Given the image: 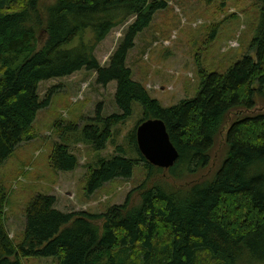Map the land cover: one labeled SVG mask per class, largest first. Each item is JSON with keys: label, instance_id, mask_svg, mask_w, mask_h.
I'll return each mask as SVG.
<instances>
[{"label": "trees", "instance_id": "16d2710c", "mask_svg": "<svg viewBox=\"0 0 264 264\" xmlns=\"http://www.w3.org/2000/svg\"><path fill=\"white\" fill-rule=\"evenodd\" d=\"M167 1L0 0V170L20 143L32 138L38 112L51 103L50 96L40 101L39 84L82 70L94 72L102 87L116 84L119 113L103 118L99 105L92 124L82 130L94 152L105 149L114 127L138 103L143 111L139 124L161 120L178 152L166 170L171 178H193L209 165L226 115L237 108L253 109L254 97L264 92V0H254L259 14L249 45L256 58L244 56L223 74L200 72L195 97L165 108L132 80L126 59L138 34ZM131 18L108 65L100 66L96 47ZM75 126L61 128L57 123L61 140L65 133L76 132ZM135 131L129 141L137 161L123 156L118 147L114 156L87 169L83 189L89 198L107 184L128 181L141 162L145 179L136 189L141 200L135 207L128 208L129 194L123 205L100 215L67 213L55 208V197L37 194L24 210L22 238L14 242L5 226L7 192L0 186V264L44 259L53 264H264V113L233 122L225 134L226 156L214 176L179 190L144 188L165 170L145 161ZM47 161L55 172H72L78 166L61 142L52 145ZM99 219L104 220L101 235L94 224Z\"/></svg>", "mask_w": 264, "mask_h": 264}, {"label": "rangeland", "instance_id": "374dc122", "mask_svg": "<svg viewBox=\"0 0 264 264\" xmlns=\"http://www.w3.org/2000/svg\"><path fill=\"white\" fill-rule=\"evenodd\" d=\"M54 0H43L50 4ZM259 5L254 0L212 2L204 0H169L166 8L157 11L150 25L135 39L134 48L128 53L126 66L132 80L141 84L149 96L162 107L177 105L184 99L194 98L199 87L200 72L206 74L227 71L231 64L244 56L256 58L250 47L257 26ZM134 18L114 28L95 49L100 66H107ZM116 84L102 87L96 83V74L85 70L60 79L41 82L38 88L40 101L50 96L51 103L40 110L33 124L32 138L20 143L19 148L0 170V186L5 187V226L9 237L19 242L25 225L24 210L28 201L37 194L55 197V208L62 212L103 214L109 207L121 206L129 197L128 208L140 204L141 192L136 189L143 183L144 170L137 162L133 176L128 181H115L105 185L89 198L83 189L87 169L99 159H107L122 149V155L136 160L130 145V133L143 118V111L134 103L131 116L113 129L111 141L102 151L94 152L81 136L83 127L90 123L100 105L106 118L119 111L115 105ZM51 91V93H50ZM255 107L237 108L226 115L224 125L210 152L209 165L198 175L187 180H176L163 171L145 183V189L154 185L185 189L190 185L214 176L226 156L225 134L229 126L246 117L264 113V92L258 94ZM73 123L74 133L59 135L60 129ZM97 127L101 126L97 124ZM63 143L77 158L78 166L72 172H55L47 161L54 143ZM94 224L102 234L103 219ZM31 264H53L51 259L31 261Z\"/></svg>", "mask_w": 264, "mask_h": 264}, {"label": "water", "instance_id": "95a60500", "mask_svg": "<svg viewBox=\"0 0 264 264\" xmlns=\"http://www.w3.org/2000/svg\"><path fill=\"white\" fill-rule=\"evenodd\" d=\"M137 148L150 165L168 170L178 159L164 123L159 119L142 121L135 131Z\"/></svg>", "mask_w": 264, "mask_h": 264}]
</instances>
